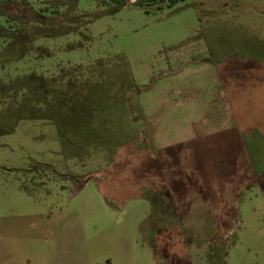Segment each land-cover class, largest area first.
<instances>
[{
  "label": "rangeland",
  "instance_id": "rangeland-1",
  "mask_svg": "<svg viewBox=\"0 0 264 264\" xmlns=\"http://www.w3.org/2000/svg\"><path fill=\"white\" fill-rule=\"evenodd\" d=\"M128 1L0 16L75 29L10 44L1 83L83 93L0 92V264H264V0Z\"/></svg>",
  "mask_w": 264,
  "mask_h": 264
},
{
  "label": "trees",
  "instance_id": "trees-1",
  "mask_svg": "<svg viewBox=\"0 0 264 264\" xmlns=\"http://www.w3.org/2000/svg\"><path fill=\"white\" fill-rule=\"evenodd\" d=\"M68 1L71 2L70 5L73 7L78 0H68ZM106 1H109L110 3L113 4L109 9V12H111V13L116 12L123 5H125L129 2L128 0H106ZM164 1H167L169 3H175V2L180 1V0H135L134 3L138 4V5H143V4H148V3H157V2H164ZM0 16H5L8 20H12V21L16 20V21L23 22V24L27 23V22L29 23L31 21H36L39 23H46L47 20L49 19V18H47V16H43V15L36 13V12H32V13L27 14V13H22L20 11H15L13 9V6H12V0H0ZM72 31H75V29L67 28V27L65 28L64 24L60 25V28H56L54 30H38L37 32H33L32 30H29V28L25 27L24 25L19 26V28L15 31H11L10 29L2 28V26H0L1 36L10 37V42L0 51V53H1L0 55L2 56L5 49H7L10 44L19 41L21 36H25V40H26V44H27L26 46L30 47L33 40L36 37H38L39 35H41V36H57V35L65 34L67 32H72ZM27 47L24 50H22L21 52L19 51V53L15 54L14 57H11V58H18V57L23 56V54L27 50ZM1 56H0L1 61L2 60H3V62L9 61V59H6V58L2 59ZM98 74H100V77H102L104 83L105 82L109 83V81L111 80L108 72H106L104 70H99ZM63 75H65V74H63ZM45 80L46 79H44L43 81H45ZM59 80H60V82H57V84H59V85L62 84V87L61 88L57 87L55 89V87H53V85H52V88H50L48 86L45 87L43 84V81H41V80L35 81V80H33V77L25 76L22 79H18V78L14 79L13 81H11L9 83H1L0 82V92L2 91V94L10 93V91L12 93H17V91L20 90V92L22 91L23 94H25L26 90H27V91H29V93L32 92L31 104H33L35 102H40V103L48 102L49 103L50 100H52L58 106L60 104H63L62 105L63 108H66L69 106H71V107L74 106L73 101H75V103H76L78 100H75V99L72 100V98L83 97L82 91L74 90V89L69 87V85L74 84L72 82V80H64L63 77H61ZM54 81H56V80H53V82ZM43 87H45V88L43 89ZM29 93L27 92L26 94H29ZM10 95L11 94H9V96H6V97H10ZM10 99H14L13 95H12V98H10ZM26 101L29 102L28 99H26ZM47 105H49V104H47ZM84 107H86V106L82 105V107H79L82 109L77 110L75 112L76 115L77 114L79 115V113L85 112ZM62 115H63V113H62ZM77 129H80V127L76 125V130ZM3 132H5V130L0 128V134Z\"/></svg>",
  "mask_w": 264,
  "mask_h": 264
},
{
  "label": "flooded vegetation",
  "instance_id": "flooded-vegetation-1",
  "mask_svg": "<svg viewBox=\"0 0 264 264\" xmlns=\"http://www.w3.org/2000/svg\"><path fill=\"white\" fill-rule=\"evenodd\" d=\"M162 170V169H161Z\"/></svg>",
  "mask_w": 264,
  "mask_h": 264
},
{
  "label": "water",
  "instance_id": "water-1",
  "mask_svg": "<svg viewBox=\"0 0 264 264\" xmlns=\"http://www.w3.org/2000/svg\"><path fill=\"white\" fill-rule=\"evenodd\" d=\"M135 1V0H134Z\"/></svg>",
  "mask_w": 264,
  "mask_h": 264
}]
</instances>
